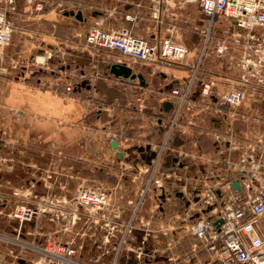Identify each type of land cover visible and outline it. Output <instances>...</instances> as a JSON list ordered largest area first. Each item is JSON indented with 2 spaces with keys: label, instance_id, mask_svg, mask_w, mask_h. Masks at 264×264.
<instances>
[{
  "label": "crops",
  "instance_id": "1",
  "mask_svg": "<svg viewBox=\"0 0 264 264\" xmlns=\"http://www.w3.org/2000/svg\"><path fill=\"white\" fill-rule=\"evenodd\" d=\"M92 6L95 10L90 11L81 10L78 5L85 21L65 15V10L61 11V17L47 18L45 21L50 23L51 30L45 39L36 38L34 44L33 40L24 38L20 41L23 46L11 41L1 53L3 61H0V158L4 161L0 180H8L15 187L23 179H35L41 188L40 178L45 169L53 165L62 171L64 190L58 191L55 185L61 194L69 196L78 185L116 187L112 206V209L118 208L116 215L111 212L106 219L95 217L97 223L90 225L91 230H87L89 223L84 218L76 228L83 233L76 237L74 260L78 264H99L114 258L121 235L119 230L131 215L132 207L128 202L136 201L141 182L147 176L137 174L148 162L144 148L159 143L164 136L165 127L155 115L162 110L168 114L171 105L164 100L167 92L161 94V89L167 91L173 82L189 75L188 68L163 67L164 75L159 81L151 75L148 79L145 76V87L135 80L114 83L115 76L109 72L112 63L109 57L130 63L116 53H96L85 47L87 28L96 20H103L107 26H125L123 14L136 13L134 30L140 36L151 38V33L155 32L166 37V28L174 25L173 38L188 47L190 57L197 54L201 42L194 27L202 17L194 5L185 4L178 9L183 15L179 21L164 18L160 26L150 18L149 0H109L108 4L93 0ZM48 53L52 57L46 66L39 68L33 64L36 58L42 62L39 57ZM70 82L80 88L66 92ZM141 102L145 106L143 110L138 109ZM97 106H101L100 111ZM14 111H20V115L14 117ZM112 135L117 149L111 146L109 137ZM194 140L197 147L191 142ZM177 146L187 152L201 151L212 161L205 168L200 164L197 168L186 160L188 168H181L183 178L170 177L166 181V191L157 208L153 198L143 201L134 216L131 232L120 246L117 264H171L174 261L216 264L206 247L188 230L194 221L187 211V200L191 198L182 193L192 192L194 185L204 177L213 182L225 155L212 151L206 135L197 137L193 132L180 136ZM117 151L128 156L120 157ZM262 156L264 165V152ZM70 184L74 188L70 189ZM0 192L8 196L9 190L2 185ZM140 221L147 225L143 226ZM105 223L116 226L118 231L110 232V226ZM261 224L264 227V216ZM45 227L52 230L55 224L46 223ZM53 236L70 239L69 234L53 233ZM36 258L28 253L26 264ZM19 264L25 263L20 261Z\"/></svg>",
  "mask_w": 264,
  "mask_h": 264
},
{
  "label": "built area",
  "instance_id": "2",
  "mask_svg": "<svg viewBox=\"0 0 264 264\" xmlns=\"http://www.w3.org/2000/svg\"><path fill=\"white\" fill-rule=\"evenodd\" d=\"M185 4L194 5L202 17L194 27L201 42L193 57L185 44L173 38L174 25L166 28V37L155 32L151 33V38L138 35L134 30L138 19L136 13L123 14L125 26H107L103 20H96L85 32V47L96 53H116L130 63L133 72H137L135 67L138 66L147 68L153 76L157 72L163 73V67L189 70L186 78L173 82L167 91L161 89V94L167 92L164 100L171 105L168 114L162 110L156 118L165 127L164 136L159 143L144 148L147 149L144 153H148V162L137 174L147 176L141 182L136 201L128 202L132 211L119 230L121 235L114 258L99 264H117L118 251L133 228L137 210L149 197L156 201V208L159 206L158 202L166 191V181L170 177L183 178L181 168H188L183 159L197 168L198 164L205 168L212 161L201 151L187 152L177 146L179 137L189 132L197 137L206 135L212 151L225 155L219 162L220 169L213 182L204 177L194 185L192 192L182 193L194 199L187 200V211L194 219L189 232L206 247L216 264H264V227L261 224L264 216V165L261 163L264 133L258 127L262 116L259 109L264 106V98L248 99L243 88L222 90L213 78L205 77L200 71L203 59L211 53V56L222 59L233 57L230 38L217 36L221 27L222 31L231 30L233 38L245 37L247 43L257 48V54L264 55L261 50L264 46V0H150V18L160 26L164 22L163 15L172 14L168 6L180 9ZM79 5L81 10H95L93 6ZM34 9L41 11L42 3H36ZM12 31V23L0 18V61H3L1 53L11 43ZM43 56L45 62H38L36 58L33 64L39 68L46 66L52 54ZM109 59L112 63H123L115 57ZM80 76L82 78L84 74ZM121 80L134 81L115 77L114 83L119 84ZM135 81L138 83L137 79ZM250 85L257 86L252 82ZM78 86L70 82L65 91L70 93L80 88ZM96 108L101 110V106ZM144 108L141 102L138 109ZM19 115L20 111L13 112L14 117ZM239 124L246 130H238ZM180 129L186 132L180 133ZM109 138L111 142L115 141L113 135ZM191 142L197 147V141ZM56 154L61 158L60 152ZM123 156L128 155L123 153ZM3 164L0 158V171ZM61 172L53 165L45 169L38 179L43 184L40 189L35 179H23L15 187L8 180H0V187L4 185L9 190L8 196L0 192V242L6 244V252H0V264H19L20 261L26 264L28 253L37 257L31 264H78L74 260L76 237L83 235L82 230H76L78 224L86 218L87 230H91L90 225L97 223L95 217L97 220L106 219L111 212L113 216L118 212L117 207L112 209L116 187L78 185L68 196L58 192L65 188ZM234 181L240 184L239 190L231 187ZM218 219L222 221L219 227L215 225ZM46 223H54L55 228H46ZM116 231V226H110V232ZM53 233L69 234L70 239L56 238ZM171 264L181 263L174 261Z\"/></svg>",
  "mask_w": 264,
  "mask_h": 264
},
{
  "label": "rangeland",
  "instance_id": "3",
  "mask_svg": "<svg viewBox=\"0 0 264 264\" xmlns=\"http://www.w3.org/2000/svg\"><path fill=\"white\" fill-rule=\"evenodd\" d=\"M38 2H41L43 5L41 11L34 9L35 4ZM108 2L109 0H101V3L104 4H108ZM79 3L92 6L93 0H0V18L3 22L12 23V42L16 41L23 46L24 43L20 41L24 38H29L33 40L35 44L37 41L36 38L39 39V41H41L42 38L45 39L47 37L46 34L48 35V32L51 30L50 23L45 21L47 18L52 19L61 17L62 10L69 11L70 9H78ZM178 9L177 6H168V11L169 13L172 12V14L165 15V17L163 15V18L179 21V18L183 17V15H181V11ZM223 27L225 26L223 25ZM222 29V27L218 29L217 36H223L226 38L228 36L230 38V53L233 57L222 59L217 56H211V53L208 57L205 56L203 59L200 67L202 69H200V71L205 77L210 76L213 78L215 83L222 90H227L233 87L243 88L246 91V98L248 99L264 98V55L257 54V48L254 49L249 42L247 43L245 37L233 38L231 37V30L227 31L224 29L222 31ZM23 32L28 34H24ZM142 36L146 37L143 34ZM261 50L264 52V46L261 47ZM135 70H137V72H143L147 79L149 78L148 76H150L147 68L138 66L135 67ZM161 74L163 73L157 72L154 76H151L159 81ZM259 78L261 81H258ZM250 82L256 83L257 86L253 88L252 85H250ZM149 95L148 97L150 98ZM249 107L251 108L252 106ZM259 110V113L264 118V106ZM157 117L159 116L155 115V118ZM261 117H259L260 124H258V127L260 131L264 133V119L261 120ZM257 123L259 122H256V124ZM243 128L244 126L239 124L238 130H242ZM248 128L251 129V127ZM244 129L246 130V127ZM262 141L264 142V138ZM183 161L185 162L186 160L183 159ZM69 188L72 189L74 187L70 184ZM5 246L6 244L0 242V250H4ZM4 251L6 252V250Z\"/></svg>",
  "mask_w": 264,
  "mask_h": 264
},
{
  "label": "water",
  "instance_id": "4",
  "mask_svg": "<svg viewBox=\"0 0 264 264\" xmlns=\"http://www.w3.org/2000/svg\"><path fill=\"white\" fill-rule=\"evenodd\" d=\"M65 15H71L73 16L75 19H77L78 21H85L86 18L83 17L82 11L81 10H70L64 13ZM95 14V13H92ZM109 72L114 75L115 77H122V78H129L130 80H138V83L140 86L145 87L146 86V80L145 77L143 75L142 72H133L132 68L127 65L126 63H118V62H113L110 64L109 67ZM111 146L113 149H117L118 145L116 143V141H112L111 142ZM117 155H119L120 157L123 156L122 152L117 151ZM231 187L233 189H240V184L238 182H232ZM221 220L218 219L215 222V225L217 227H219V225L221 224Z\"/></svg>",
  "mask_w": 264,
  "mask_h": 264
},
{
  "label": "bare ground",
  "instance_id": "5",
  "mask_svg": "<svg viewBox=\"0 0 264 264\" xmlns=\"http://www.w3.org/2000/svg\"><path fill=\"white\" fill-rule=\"evenodd\" d=\"M43 58V59H42ZM39 60H43L42 62H45V57L42 55V57H39ZM145 77V76H144ZM146 80V79H145Z\"/></svg>",
  "mask_w": 264,
  "mask_h": 264
},
{
  "label": "trees",
  "instance_id": "6",
  "mask_svg": "<svg viewBox=\"0 0 264 264\" xmlns=\"http://www.w3.org/2000/svg\"><path fill=\"white\" fill-rule=\"evenodd\" d=\"M57 32V34L59 33L58 31H56Z\"/></svg>",
  "mask_w": 264,
  "mask_h": 264
}]
</instances>
